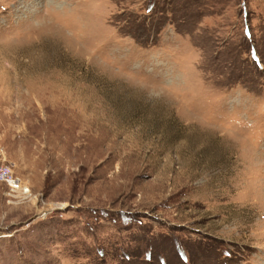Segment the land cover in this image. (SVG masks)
<instances>
[{
  "label": "rangeland",
  "instance_id": "374dc122",
  "mask_svg": "<svg viewBox=\"0 0 264 264\" xmlns=\"http://www.w3.org/2000/svg\"><path fill=\"white\" fill-rule=\"evenodd\" d=\"M0 264H264V0H0Z\"/></svg>",
  "mask_w": 264,
  "mask_h": 264
},
{
  "label": "built area",
  "instance_id": "2783aa9c",
  "mask_svg": "<svg viewBox=\"0 0 264 264\" xmlns=\"http://www.w3.org/2000/svg\"><path fill=\"white\" fill-rule=\"evenodd\" d=\"M0 182L7 185L10 195H20L22 197L28 195V190L22 187L21 181L14 175L12 168L8 165L0 164Z\"/></svg>",
  "mask_w": 264,
  "mask_h": 264
}]
</instances>
